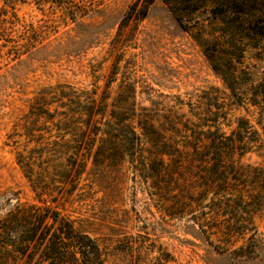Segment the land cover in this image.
Here are the masks:
<instances>
[{"label":"rangeland","instance_id":"rangeland-1","mask_svg":"<svg viewBox=\"0 0 264 264\" xmlns=\"http://www.w3.org/2000/svg\"><path fill=\"white\" fill-rule=\"evenodd\" d=\"M133 1L0 0V264H264V40Z\"/></svg>","mask_w":264,"mask_h":264},{"label":"trees","instance_id":"trees-1","mask_svg":"<svg viewBox=\"0 0 264 264\" xmlns=\"http://www.w3.org/2000/svg\"><path fill=\"white\" fill-rule=\"evenodd\" d=\"M183 21L184 14H192L205 8L212 18L219 21V37L201 39L205 55L215 62L221 46L219 40L232 35H244L250 39L264 40V0H164ZM153 0H134L125 12L123 21H138L147 14ZM232 34V35H229ZM221 36V37H220ZM233 40V39H232ZM233 43V42H232ZM239 52L240 48L233 45ZM241 57V55H239ZM251 104L264 107V81L253 87Z\"/></svg>","mask_w":264,"mask_h":264}]
</instances>
